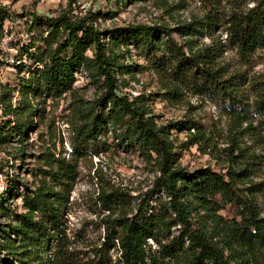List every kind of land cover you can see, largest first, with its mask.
I'll return each mask as SVG.
<instances>
[{"label": "rangeland", "instance_id": "374dc122", "mask_svg": "<svg viewBox=\"0 0 264 264\" xmlns=\"http://www.w3.org/2000/svg\"><path fill=\"white\" fill-rule=\"evenodd\" d=\"M34 13L52 17L65 13L73 19L92 15L93 26L105 33L106 55L113 53L122 66L115 72L117 93L130 99L146 97L161 125L200 120L201 127L172 128L177 164L191 174L204 168L223 173L248 169L249 176L239 185L244 191L251 182L259 184L257 195L264 221V48L245 54L230 42L227 32L234 15H257L264 22V0H0V122H20L28 134L25 141H19L17 131L9 134L10 141L0 145V164L21 178L18 193L35 189L38 177L33 172L46 167L53 157L66 162L71 170L66 180L69 195L60 215V232L49 244L48 252H38L39 257L28 256L23 247L4 249L3 237L10 232L9 224H15L12 213L27 210L21 199L13 198L8 204L0 201V264H52L59 244L81 259H91L103 241L107 225L119 229V217L141 214L143 220L170 205L166 192L158 188L159 173L153 162L126 136L125 127L110 122L93 126L96 116L107 119L110 113V106L105 108L100 101L105 92L104 77L95 67L94 45L84 53V62L75 71L70 86L60 90L42 87L30 97L33 110L18 113L20 103H24L19 93L21 77L42 68L68 38L65 32L51 35L47 26L31 27ZM211 19L219 24L215 31L208 27ZM191 24L192 29L185 27ZM130 27H166L179 45L189 43L194 50L218 45L221 51L217 65L222 67L225 78L236 83L233 98L221 93L195 94L185 86L178 97L168 98V73L166 67L159 66V56L167 54L165 43L169 36L165 33L156 45L121 38L119 35ZM178 27L193 35L181 33ZM69 51L62 49L61 55L70 56ZM22 65L25 70L20 73ZM193 136L195 143H191ZM7 183V176L1 173L0 192ZM112 193L124 202L107 210L103 197ZM234 211L227 205L217 213L230 220ZM167 212L172 216L168 219L174 217L170 207ZM191 219L195 231L213 236L215 225L209 212L199 207ZM183 230L181 223L172 226L164 242ZM11 238L15 241L17 237L11 234ZM148 244L152 257L149 264H182L185 260L182 256L176 262L152 239ZM181 245L187 254L192 252L188 237ZM111 254L115 259L117 249Z\"/></svg>", "mask_w": 264, "mask_h": 264}, {"label": "trees", "instance_id": "16d2710c", "mask_svg": "<svg viewBox=\"0 0 264 264\" xmlns=\"http://www.w3.org/2000/svg\"><path fill=\"white\" fill-rule=\"evenodd\" d=\"M92 21V15L73 19L65 13L56 17L33 14L31 27L47 26L51 29V35L65 32L68 38L64 44L60 43L57 53L51 54L42 68L31 73L29 77H21L19 93L24 97V103H20L17 111L22 114L33 110L34 103L30 101V97L42 87L60 90L62 87L70 86L75 80V71L84 62V53L94 45L95 67L98 74L104 77L102 85L105 92L100 101L104 103L105 108L110 106V113L107 119L100 115L96 116L92 121L93 126L98 127L110 122L116 127H125L126 136L140 147L150 162H153L159 173L158 188L166 192L170 198V205L143 220H140L141 214L133 218L119 217L116 219L119 229L107 225L103 241L94 250L91 259H81L59 244L55 248L52 264H149L152 257L147 248L150 246L148 239L156 242L160 249L164 250L167 256L177 260L176 262L184 256L182 264H264V221L260 216L257 195L259 184L251 182L244 191L241 189L239 181L249 176L246 168L229 170L227 173L204 168L198 173L191 174L180 167L177 164L178 153L171 130L201 127L202 122L191 118L161 125L147 105L146 97L136 96L130 99L119 95L115 72L122 66L113 53L106 55V46L103 42L105 33L96 29ZM228 24L230 42L243 53L251 54L259 48H264V22L259 16L234 15ZM218 25L217 20L211 19L208 27L215 31ZM185 27L191 28L192 24ZM165 28L130 27L119 36L126 40H138L142 44L155 45L156 42L161 43L159 41L165 33L169 36L170 39L165 43L168 55L162 53L159 56V66L166 67L168 73L170 84L166 94L168 98L178 97L182 86L189 87L195 94L213 96L221 93L233 98L236 83L225 78L222 67L217 65L220 47L211 44L194 50L189 43L179 45ZM177 30L193 35L192 31L185 30L184 27H178ZM62 49H69L71 55L62 56ZM24 70L25 65H22L19 72L22 73ZM262 101L264 106V99ZM236 115L242 117L239 113ZM13 122L11 120L0 122V145L10 141L9 134L12 131H17L19 141L27 139L25 125ZM195 138L193 136L191 143L196 142ZM236 150L240 148L236 146ZM231 154L234 155V151ZM6 167L0 164V172L8 179V183L0 192V201L8 204L13 198L21 199L27 211L21 214L15 211L12 213L15 224H9L10 232L6 231V236L3 237V247L27 248L28 256L39 257L38 252L40 250L48 252L49 244L60 232V215L69 195L66 180L71 173L70 167L61 159L53 157L47 161L46 167H39L33 172L38 177L35 189L31 191L27 189L22 193H18L21 178L17 174L9 173ZM112 195L114 198H110ZM121 201L124 202L114 193L103 197L107 210L117 208ZM227 205H231L235 210L230 220L217 213ZM169 207L174 213L171 219H168L172 217L167 212ZM199 207L213 216L215 226L211 237L203 230L193 229L191 217ZM6 216L9 217L10 213ZM179 223L184 226L182 233L164 242L165 233ZM11 234L17 237L15 241H12ZM185 237H188V248L192 250L189 254L181 249ZM113 249H117L118 253L115 259L111 254Z\"/></svg>", "mask_w": 264, "mask_h": 264}, {"label": "built area", "instance_id": "2783aa9c", "mask_svg": "<svg viewBox=\"0 0 264 264\" xmlns=\"http://www.w3.org/2000/svg\"><path fill=\"white\" fill-rule=\"evenodd\" d=\"M7 181H8V179H7ZM5 186V185H4ZM2 189H3V186H2V188H1V191H2Z\"/></svg>", "mask_w": 264, "mask_h": 264}]
</instances>
